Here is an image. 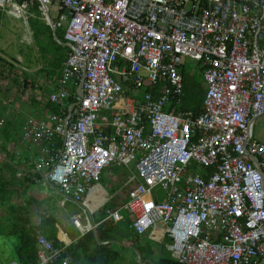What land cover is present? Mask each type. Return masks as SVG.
Returning <instances> with one entry per match:
<instances>
[{
	"label": "built area",
	"instance_id": "1",
	"mask_svg": "<svg viewBox=\"0 0 264 264\" xmlns=\"http://www.w3.org/2000/svg\"><path fill=\"white\" fill-rule=\"evenodd\" d=\"M34 3L66 54L57 75L36 81L47 108L25 116L15 141L87 210L71 224L94 230L90 191L112 165L132 163L124 200L102 221L127 218L182 264H264V142L253 132L264 114V0H0V8L27 19ZM185 56L199 62L198 112L181 107ZM36 245L30 264H73L59 259L65 244L38 234Z\"/></svg>",
	"mask_w": 264,
	"mask_h": 264
},
{
	"label": "trees",
	"instance_id": "2",
	"mask_svg": "<svg viewBox=\"0 0 264 264\" xmlns=\"http://www.w3.org/2000/svg\"><path fill=\"white\" fill-rule=\"evenodd\" d=\"M26 21L31 29V37L33 39L30 48H32L33 45L35 46L38 53L36 59H40L42 62V66L37 69V74L43 73L47 76L51 74L57 75L60 64L66 54L64 46L57 44L53 39V30L44 20L40 10L37 8V4L34 3L30 7ZM54 32L61 38L64 32V26L58 25L55 27ZM25 62L30 63V58L28 57ZM182 74L183 96L181 107L198 112L203 98V88L198 80H193L184 72V70H182ZM23 83H25V78L23 79ZM32 85L36 88V81H33ZM17 87H19V84H17ZM38 90L41 93L39 87H37V91ZM124 90H128L127 85L124 86ZM42 105L44 109L47 108L46 103H43ZM6 115L7 116H5L0 123V162L7 166L20 164L27 166L21 169V171L27 174V179L18 176L16 178L17 184L20 182L22 185L29 186L36 184L41 180V182L49 187L50 184L44 178V171L37 172L32 170L33 167H31V160L25 161L24 159L26 158L27 151L15 141L17 127L21 124H18L20 111L16 112V110L13 109ZM5 140H7L8 143H6ZM3 147L5 148V151H3ZM7 148L8 150L18 148L24 158L20 157L19 161L16 162L13 160L16 156L14 153L13 155L9 153ZM13 161L16 163H13ZM10 179L11 177H8L6 173L0 176V207L3 208L7 206V212L4 219L6 222L5 227L8 224V229L14 232L15 237L18 240V247L15 250V259L21 264L34 263L36 261V253L38 249L36 245V236L38 234L51 239L54 246H61L64 244L53 233L57 218L47 212L40 214L39 220L36 224L32 223L27 214L28 205L30 203L29 199L24 203L18 202L14 205H11L8 199H6L8 198L7 194L9 188L7 186ZM96 220L98 221V219ZM121 223L124 224L131 236L139 241L138 246L135 247L136 252L139 254L146 252L149 257L156 254L157 258H153V260L155 259L154 262L151 258L148 260L145 259V257H142L137 264H182L167 257L168 253L164 247V243H155L153 240L130 228V221L127 218L121 221ZM110 226H112V221H100L94 230L79 233V231L75 229V226L72 225L73 229H75L74 233H72L75 240L66 244L59 259L67 256L69 261L73 264H119V250L116 247V242L105 239L103 236L105 231L111 228ZM147 243L150 245L147 246ZM153 246L155 247L154 249H152ZM143 247H145L144 251H142ZM55 264H60V261Z\"/></svg>",
	"mask_w": 264,
	"mask_h": 264
},
{
	"label": "crops",
	"instance_id": "3",
	"mask_svg": "<svg viewBox=\"0 0 264 264\" xmlns=\"http://www.w3.org/2000/svg\"><path fill=\"white\" fill-rule=\"evenodd\" d=\"M33 97V96H32ZM2 104V103H1ZM14 110L16 112L20 111V114L24 115V118L28 114H32V112H35L36 114L42 113L44 111L43 105L41 103V95L40 97H33L29 102L26 103H19L18 106L12 105ZM11 108V110H13ZM6 109V108H5ZM4 111V110H3ZM7 113L10 112L9 109L6 110ZM5 111V112H6ZM6 114V113H5ZM4 114L0 115V118H4ZM23 118V120H24ZM15 132V130H14ZM13 132V136H14ZM6 143H8L7 140H5ZM3 151H5V148L3 147ZM7 151L13 155L16 162L19 161V158L22 156L19 149H11ZM17 152V153H16ZM34 152H36V147L34 148ZM1 153V152H0ZM18 154V155H17ZM11 155V156H12ZM13 161V163H16ZM27 166L20 164V165H11L7 166L4 165L2 162H0V176L3 174H7L8 177H11L9 183H8V201L11 205H14L18 202L24 203L28 199L30 200V203L28 205V211L27 214L29 216V219L32 223L36 224L39 220L40 214L42 213H51L53 216L57 218V221L55 222V228L53 230L54 235L61 240L65 245L68 244L71 241H74V236L72 233H74V230L76 229L79 231L76 227L73 229L70 221V216L73 214H77L76 212L77 207L79 206L78 203H72L70 199L63 200V197L61 193L56 190L52 185L49 187L46 186L43 182L38 181L36 184L25 186L24 184H17V177H23L25 179L27 177V174L21 171L22 168H25ZM32 167V166H31ZM123 171L121 170L118 174H115L113 171L107 170V173L100 179V181L95 185L94 188L90 191L89 195V206L91 209V214L89 216V219H91L94 223L98 225L100 221H102L103 216L105 215V210L107 208H114L121 204V202L124 200V195L126 193L127 187L124 185V178L129 174L130 170L133 169V165L128 167H125ZM6 170V171H5ZM32 170H34L32 168ZM27 179V178H26ZM96 189V190H95ZM57 193L59 195H57ZM52 194H56L55 200L58 203V207H63L62 212L57 211V204L54 203V199L52 197ZM101 196V198H100ZM62 203V204H61ZM69 206V208L67 206ZM83 209L82 206H79ZM7 206L6 207H0V264H7L10 258L12 256L13 259H15V250L18 247V240L15 237V234L12 230L8 229V224L5 227L6 222L4 221L6 212H7ZM84 210V209H83ZM87 212V210L85 209ZM85 215V214H84ZM84 215H81L82 218H84ZM98 219V221L96 220ZM119 222H112V226H110L113 231H115V236L113 238H110V231L109 229L105 231L103 234L105 239L113 240L116 242V247L119 250V264L124 261L123 264H137L140 262L142 257L145 259L153 260L154 257H156V254H153L149 257L148 253L142 252L138 253L135 250V247L138 246L139 241L137 239H134L130 232L125 229H118L117 226ZM74 226V225H73ZM130 227V226H129ZM131 228V227H130ZM79 233H81L79 231ZM44 236V235H43ZM143 236H146L147 238L153 240L154 242H160L163 243L160 239H155L152 236V233L146 232L143 233ZM47 238V237H46ZM123 238V241L121 239ZM49 239V238H48ZM128 242V243H124ZM119 244V245H117ZM150 245L147 243V246ZM129 248L127 253L126 249ZM155 247L153 246L152 249ZM145 250V247L142 248V251ZM133 252V253H132ZM135 253V254H134ZM157 258V257H156Z\"/></svg>",
	"mask_w": 264,
	"mask_h": 264
},
{
	"label": "rangeland",
	"instance_id": "4",
	"mask_svg": "<svg viewBox=\"0 0 264 264\" xmlns=\"http://www.w3.org/2000/svg\"><path fill=\"white\" fill-rule=\"evenodd\" d=\"M49 7L50 16L55 17V6L50 5ZM32 43L33 39L31 37V29L26 19L13 17L0 8V115L4 114L5 116H7L6 110L9 109L10 111H12V105L18 106L20 102H29L32 99V96L34 98L37 96L40 97L39 90L37 91V87L34 88L32 83L33 81H37L39 77L44 76V74H37V69L42 66V62L40 61V59H36V57H38V53L35 49V46L33 45L32 48H30V44ZM28 57L30 58V63L25 62ZM35 59L38 61H36ZM198 66V60L189 56L183 57L184 72L187 73L193 80H198L201 87L204 88ZM24 78L25 83H23ZM17 84H19V87H17ZM142 92L143 89L138 92V95L140 97ZM32 114L35 115L36 113L32 112ZM23 118L24 115L20 114V116L18 117V124L22 122ZM253 132L256 138L264 142V114L256 119ZM132 165V163H129V166ZM121 170L126 171L120 164H114L109 169V171L114 172V176ZM57 195L59 194L57 193ZM52 197L54 199V203L57 204V211H59L60 209V211L62 212L63 207H58V203L55 200L56 194H52ZM62 197L63 200H65L63 195ZM71 202L75 203L73 201ZM67 207L69 208V206ZM83 209L78 206V211L76 213L80 216L84 215L85 209ZM118 224V229H125L124 224H122L121 222H119ZM109 231L111 232L110 238H113L115 236V231H113L112 228H110ZM121 241H123V238L121 239ZM124 249H126V252H124V254L129 251L127 250L129 248ZM12 259V256H10L9 260ZM123 263L125 262L123 261L122 264Z\"/></svg>",
	"mask_w": 264,
	"mask_h": 264
},
{
	"label": "bare ground",
	"instance_id": "5",
	"mask_svg": "<svg viewBox=\"0 0 264 264\" xmlns=\"http://www.w3.org/2000/svg\"><path fill=\"white\" fill-rule=\"evenodd\" d=\"M96 190V189H95ZM100 198H101V196H100Z\"/></svg>",
	"mask_w": 264,
	"mask_h": 264
}]
</instances>
